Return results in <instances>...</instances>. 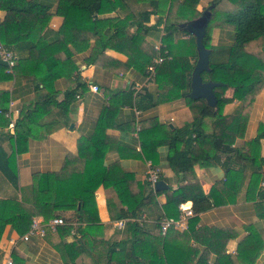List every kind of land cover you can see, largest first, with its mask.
I'll list each match as a JSON object with an SVG mask.
<instances>
[{"label": "trees", "instance_id": "obj_1", "mask_svg": "<svg viewBox=\"0 0 264 264\" xmlns=\"http://www.w3.org/2000/svg\"><path fill=\"white\" fill-rule=\"evenodd\" d=\"M54 1V10L50 11L48 6L35 0H0V11L4 12L0 21V44L16 53V64L12 73L6 71V63L0 59V82L15 77L19 68H34L41 61H44L49 70L63 67L64 63L60 64L54 55L62 51L67 52L65 47L68 45L76 51H82L88 48L93 40L88 63L93 62L108 48L120 50L119 47L124 46L128 50L127 66L132 64L140 68L144 76H147L148 67L154 66V81L159 89H166L167 97L184 98L191 110L190 123L174 130L167 128L166 133L154 139L156 142L152 145L155 149L156 145L168 143V165L180 182L188 178L195 165L213 164L216 152L225 154L233 151L231 145L237 136V122H240L238 114L253 100L256 93L264 88V0H214L210 8L203 9L209 13L203 44L211 52L209 70L202 72L201 78L203 82L221 83L213 89L217 99L215 108L208 106L202 99L193 100L188 97L193 69L190 57L195 58L194 62L197 60L196 43L194 36L189 39L177 37L189 35L181 26L201 16L203 11L198 12L196 9L200 0H138L146 3V7L140 10L128 7V2L135 0ZM112 11L117 15L104 16ZM53 15L62 17L63 24L56 32L57 39L48 42L44 33ZM152 15H159L158 20L153 25H148ZM219 21L234 27V40L231 45H209L210 30ZM131 27L134 28L133 32L130 31ZM151 30L162 32L158 49L146 41V35ZM42 54L43 57L40 56ZM158 57H162L163 61L155 64L153 60ZM80 88L83 86L78 83L67 90L62 101L56 102L55 105L66 113ZM228 90L231 91L230 96L225 94ZM115 95L119 94H113ZM3 97L5 101L9 100L8 92H4ZM136 99L133 102V91L130 90L121 96L120 104H134L138 110H143L162 100L159 97V101L154 103L147 90L138 93ZM234 100L239 102L235 112L223 115L224 105ZM44 101L35 103L34 109L28 111L23 121L16 125L14 136L8 138L13 144L12 153H6L0 146V177L15 190L13 197L0 198V235L7 223L22 236L29 230L33 217L41 216L47 221L56 217L57 212L68 210L75 212L77 222H84L87 220L86 210L94 203L95 190L102 185L111 187L120 203V207L115 203L108 205L111 216L116 220L125 218L131 221L126 222L121 231H116L111 240H91V245L99 246L98 248L104 245L97 256L88 254L94 264H182L180 261H170L166 253L164 257L155 256L145 243L144 235L165 238L166 235H161L159 222L163 217L177 218L180 203L191 201L195 214L213 206L210 201L212 193L208 196L199 190L198 193L187 194L189 191H195L196 182L188 186L179 184L176 188L164 190L166 203L159 207L155 196L162 192H155L148 182L141 184L135 181L132 172L120 170L117 164L104 166L103 156L106 150L103 143L83 137L78 141L77 153L66 156L60 171L35 174L31 184L18 186L15 155L24 150L23 145L30 135L29 129H24V125L26 120L41 111L43 105L53 103L49 98ZM112 110L109 107L103 111L99 121L102 129L106 128L103 123ZM0 111L3 112L2 108ZM205 117L214 118L211 135L202 133L201 122ZM152 132V129L139 132L141 150L147 157L150 151L146 150L144 142ZM262 138L264 126H260L253 142L258 143ZM202 139L208 140L211 152L203 151L200 155L198 150ZM141 212H145L146 217L154 222L140 226L133 221L132 219L137 218ZM188 229H192L190 221ZM70 231L69 225H61L56 231L48 230L46 234L59 237V241H62L63 236ZM84 233V229H78L77 241L62 246L76 247V250L71 249L70 253H67V259L62 255L65 263L74 264L79 254L89 253L87 249L91 246ZM164 241L165 244L166 240ZM84 245L89 247L85 248ZM106 245L109 246L107 249ZM129 245L133 246L132 249H129ZM55 248L59 251L58 245H55ZM212 250L214 249L206 245L197 264L207 262L213 253ZM263 251L264 242L261 236L250 229L249 234L238 244L236 254L223 251L218 253L215 250L216 259L213 264H255Z\"/></svg>", "mask_w": 264, "mask_h": 264}, {"label": "crops", "instance_id": "obj_2", "mask_svg": "<svg viewBox=\"0 0 264 264\" xmlns=\"http://www.w3.org/2000/svg\"><path fill=\"white\" fill-rule=\"evenodd\" d=\"M35 1L48 6L50 11L54 10V0ZM213 1L200 0L196 7L197 11L202 12L203 9L210 8ZM162 6L164 7V2ZM128 7L140 10L146 7V3L135 0L128 2ZM116 15L112 11L104 16ZM3 16L4 12L0 11V21ZM158 17L159 15H152L148 25H153ZM162 20L164 24V16ZM62 24V17L55 15L51 17L47 31L45 30L44 33L46 41L53 42L57 39L56 32L60 30ZM162 27L163 25L160 26ZM133 30L134 28L131 27L130 31ZM234 30V27L228 23L216 22L208 35L209 45H231L234 40ZM161 36V31L151 30L146 35V41L157 46L161 44ZM190 36L192 35L177 37L189 39ZM92 46L93 40L90 41L88 48L82 51H76L68 45L65 47L67 52L62 51L54 55L60 64H68L67 66L49 70L44 61H41L34 68H19L15 77L0 82V109L3 110L0 111V146L8 154L13 150V144L8 138L14 136L18 122L23 121L28 111L34 109L35 103L48 98L53 102L43 105L41 111L25 122L24 129H29L30 135L23 145L24 150L15 155L18 186L31 184L35 174L60 171L66 156L77 153L79 139L93 138L96 142H102L106 150L103 156L104 166L117 164L120 170L132 172L134 180L141 184L146 182V162L150 161L157 168L160 180L167 185L166 190L176 188L179 184L188 186L196 182L195 191H189L187 194L202 191L204 195L209 196L212 193L210 201L213 206L195 214L189 220L192 229L170 230L165 238L144 235L145 243L158 258L164 257L166 253L170 261L197 264L200 255L205 251V246L208 245L214 250L207 262L202 264H213L216 259L215 250L218 253L223 251L236 254L238 244L249 234L250 229L257 232L264 242V187L262 186L264 138L258 143L253 142L260 126H264V88L260 89L253 100L238 114L240 122H237V136L231 145L233 151L225 154L216 152L213 164L195 165L188 178L180 182L168 165V143L156 145L155 149L152 145L156 142L154 139L166 133L167 128L174 130L191 122L192 113L186 100L182 97H167L166 89H159L154 77L144 76L140 68L132 64L127 66L128 50L124 46H120V50L108 48L93 62L88 63ZM12 52L16 54L13 50ZM40 56L43 57V54ZM194 60L195 58L191 56L190 62L193 63V67L196 62ZM72 66L75 68H71ZM78 83L83 88L76 93L65 113L55 103L61 102L64 93ZM93 86H96L98 91H93L91 89ZM130 90L133 91V102L137 100L136 95L143 90L149 92L154 103L159 101V97L162 100L143 110H138L134 104H120L121 96ZM4 92L9 94L7 101L4 100ZM115 93L119 95L113 96ZM226 95L231 94L227 92ZM238 104L239 102L234 100L224 105L223 115L233 114ZM109 107L113 109L112 114L105 118L103 124L106 128L102 129L99 121L103 111ZM213 122V117H205L202 120L201 129L204 135L212 134ZM151 129L153 132L144 142L146 150L150 151L147 157L141 150L139 132ZM201 142L198 154L202 155L203 151L211 152L208 140L202 139ZM14 195L15 190L0 177V198L9 199ZM155 200L159 207L164 205L166 203L164 191L156 195ZM113 203L120 207L113 189L100 185L95 190L94 203H91L85 212L86 221L77 222L76 214L72 210L57 212L56 217L63 218L64 225L71 227L70 233L64 235L62 241H59V237L46 234L44 237H33L23 242L11 224L7 223L0 235V264H5L9 258L12 264H67L63 256L67 259L69 256L67 253H70L71 249L76 250V247L62 246L77 241L78 229H84V236L87 237L91 247L89 249V246L84 245L89 253L79 254L74 264H94L88 254L97 256L104 245L98 248L99 246L91 245V240L94 238L111 240L115 237L116 231L122 230L116 226L118 221L125 220V223L131 221L125 218L114 219L108 209V205L111 206ZM184 203L193 207L191 201ZM138 215L132 220L140 226L154 222L146 217L145 212ZM34 219L43 220L41 216L33 217L32 220ZM11 239L17 240L14 247L9 244ZM55 245H58L59 251ZM129 246V249H132L133 246ZM108 247L105 246L106 249ZM255 264H264V251Z\"/></svg>", "mask_w": 264, "mask_h": 264}, {"label": "built area", "instance_id": "obj_3", "mask_svg": "<svg viewBox=\"0 0 264 264\" xmlns=\"http://www.w3.org/2000/svg\"><path fill=\"white\" fill-rule=\"evenodd\" d=\"M157 49L160 47V44L155 46ZM0 59L6 63L7 65V72H11L13 67L16 64V56L11 51L6 49L3 45L0 44ZM163 61L162 57H158L153 60L155 64H159ZM155 75V68L154 66L148 67L147 76L154 77ZM93 91H98L96 86L91 87ZM146 182L149 183L150 187L155 190V183L159 180V173L157 168L153 165L152 162H146ZM264 187V182L262 183ZM179 215L177 218H167L163 217L160 222V232L162 236H165L170 229H175L179 231L187 230L188 228V221L194 217L195 213L193 212V208L191 206H186L185 203H180L178 205ZM125 220H120L116 223L118 228H123ZM65 221L61 217H54L47 221L44 220H37L34 219L29 230L19 237V239L23 242L29 241L33 237H44L46 232L49 231H56L58 226L64 225ZM17 240L11 239L9 244L14 247L16 245ZM5 264H12V260L9 258L6 260Z\"/></svg>", "mask_w": 264, "mask_h": 264}, {"label": "water", "instance_id": "obj_4", "mask_svg": "<svg viewBox=\"0 0 264 264\" xmlns=\"http://www.w3.org/2000/svg\"><path fill=\"white\" fill-rule=\"evenodd\" d=\"M208 22L209 13L205 10L195 22H189L181 26V28L194 36L197 50V60L191 73L190 92L188 93V97L193 100L202 99L208 106L215 108L217 99L213 89L220 86L221 83L212 81L203 82L201 78V73L209 70V54L211 51L205 48L203 44ZM166 189L167 185L163 180H158L155 183V192H162Z\"/></svg>", "mask_w": 264, "mask_h": 264}, {"label": "rangeland", "instance_id": "obj_5", "mask_svg": "<svg viewBox=\"0 0 264 264\" xmlns=\"http://www.w3.org/2000/svg\"><path fill=\"white\" fill-rule=\"evenodd\" d=\"M196 51H197V50H196ZM227 92L231 93V91L228 90V91L225 92V94H226Z\"/></svg>", "mask_w": 264, "mask_h": 264}]
</instances>
